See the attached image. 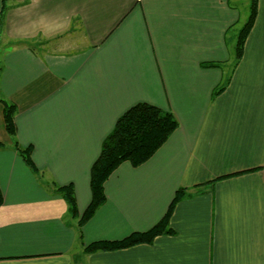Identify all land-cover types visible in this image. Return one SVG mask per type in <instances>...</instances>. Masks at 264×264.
<instances>
[{"label":"crops","instance_id":"1","mask_svg":"<svg viewBox=\"0 0 264 264\" xmlns=\"http://www.w3.org/2000/svg\"><path fill=\"white\" fill-rule=\"evenodd\" d=\"M243 9L242 0H0V95L16 105L17 130L7 131L0 101V264H264V0L235 64ZM139 102L172 111L179 126L143 164L118 166L80 226L102 142ZM15 139L32 146L38 174ZM70 184L77 216L58 191ZM182 187L190 193L173 233L85 251L152 228Z\"/></svg>","mask_w":264,"mask_h":264},{"label":"trees","instance_id":"2","mask_svg":"<svg viewBox=\"0 0 264 264\" xmlns=\"http://www.w3.org/2000/svg\"><path fill=\"white\" fill-rule=\"evenodd\" d=\"M258 3L259 0H251L249 17L238 33L235 45V64L240 61L246 40L256 22ZM5 7L6 4L4 2V9ZM215 64L217 63L211 62L208 65ZM224 87L219 88L217 92L223 90ZM0 101L4 105L3 112L6 129L11 136L15 137L17 135L15 124L16 105L8 102L1 95ZM178 126L179 121L172 111L164 110L148 102L135 104L118 118L113 130L103 140L100 154L91 167L90 186L92 200L80 216V226H83L106 201L105 182L118 166L124 161H129L133 166L143 164L169 139ZM3 146L4 143L0 142V148ZM14 146L24 158L26 164L38 174L40 170L32 158V146L22 147L16 139L14 140ZM237 174L220 176L217 180ZM58 191L68 202L72 215L77 216L79 213L78 203L73 185L60 186ZM188 193H190L188 188H179L164 217L152 228L146 231L133 232L118 240L92 242L85 247V251L93 253L124 249L141 243H152L157 236L173 233L174 230L170 226L172 214L176 205ZM3 203L4 195L0 186V206Z\"/></svg>","mask_w":264,"mask_h":264},{"label":"rangeland","instance_id":"3","mask_svg":"<svg viewBox=\"0 0 264 264\" xmlns=\"http://www.w3.org/2000/svg\"><path fill=\"white\" fill-rule=\"evenodd\" d=\"M250 4H251V0H242V5H243V10H250L249 8H250ZM249 13H250V11H249ZM245 23V22H244ZM244 23H243V25H244Z\"/></svg>","mask_w":264,"mask_h":264}]
</instances>
